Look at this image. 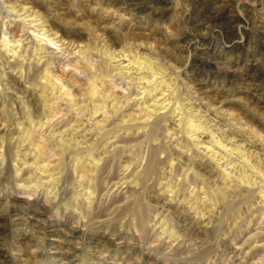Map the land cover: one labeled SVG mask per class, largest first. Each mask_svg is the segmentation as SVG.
Instances as JSON below:
<instances>
[{"label":"rangeland","instance_id":"374dc122","mask_svg":"<svg viewBox=\"0 0 264 264\" xmlns=\"http://www.w3.org/2000/svg\"><path fill=\"white\" fill-rule=\"evenodd\" d=\"M233 259L264 264V0H0V264Z\"/></svg>","mask_w":264,"mask_h":264},{"label":"bare ground","instance_id":"6f19581e","mask_svg":"<svg viewBox=\"0 0 264 264\" xmlns=\"http://www.w3.org/2000/svg\"><path fill=\"white\" fill-rule=\"evenodd\" d=\"M222 26H224V25H222ZM224 29H225V30H221L220 32H218V35H219V38H220V39H225V38L228 36V34H229L228 28L225 27ZM23 38H24V40H26V39L29 38V37L24 36ZM30 39H31V37H30ZM22 40H23V39H22ZM42 49H43V48L39 47V50H40V51H41ZM42 51H43V50H42ZM224 251H229V252L235 254L231 249H224ZM233 260H234V259H233ZM233 262L236 263V264L239 263V261H237V260H234ZM243 262H244V261H243Z\"/></svg>","mask_w":264,"mask_h":264}]
</instances>
